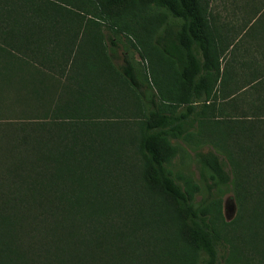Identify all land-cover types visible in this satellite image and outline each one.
Returning a JSON list of instances; mask_svg holds the SVG:
<instances>
[{
  "label": "trees",
  "instance_id": "1",
  "mask_svg": "<svg viewBox=\"0 0 264 264\" xmlns=\"http://www.w3.org/2000/svg\"><path fill=\"white\" fill-rule=\"evenodd\" d=\"M102 22L141 44L144 61L146 49L155 56L153 109L141 117L127 99L138 100L141 84L126 57L113 64ZM214 40L198 0H0V264H223L240 236L264 256V189L245 190L252 179L242 178L232 222L214 193L236 174L215 142H255L263 118L253 151L264 150V66L234 50L227 60ZM67 67L72 84L57 96L32 88L35 115H2V86ZM239 113L250 117L235 129ZM172 138L212 146L195 153L209 179L201 205L199 185L169 168ZM251 202L261 205L252 210L263 214V238Z\"/></svg>",
  "mask_w": 264,
  "mask_h": 264
},
{
  "label": "rangeland",
  "instance_id": "2",
  "mask_svg": "<svg viewBox=\"0 0 264 264\" xmlns=\"http://www.w3.org/2000/svg\"><path fill=\"white\" fill-rule=\"evenodd\" d=\"M172 19L173 18L169 16V20ZM173 20L177 25H179V23L181 22L179 19ZM259 22H261V20H257L255 27L258 26ZM106 25L107 24L102 22L100 25V31L103 33L102 42L104 44L106 52L114 56V58L112 59L113 64L121 66L124 63V58L126 57V59L129 60L131 65L133 66L136 76L141 84L140 89L138 90V100H134L135 96L131 95L129 98H127L131 103L132 101H136V103L139 104L138 106L140 110L137 115L134 116L141 117V114L147 113L151 109H153L152 101L153 99H155L156 90L149 80L150 77L148 76V73L150 74L149 70L151 71V64L152 62L154 64L155 56H150L149 50L146 49L147 58L144 61L140 57L139 53L141 44L138 43L137 49L134 48V46L129 43V39L127 37L120 34L111 33L110 29ZM159 33H161V30L159 31ZM111 40L115 42V46L111 44ZM257 54L255 53V55ZM146 65L148 71L146 69ZM41 71L43 73H40L37 77L23 75L22 80L15 78L9 84L2 86L3 91L1 92V94L3 95L4 100L7 101V104H10V110L3 111V116L15 118L21 116L22 114L26 117H32L33 115H35L38 112V107L35 105V98H32L33 96H31L32 94L30 93L34 86L36 87V89H40L42 93L44 91V97L47 96L49 97V99H51V97H55L61 93L60 89L62 85H66L68 83L72 84L71 81L67 80V76L70 72V70H68V67L65 68L62 75H60L59 73H49L48 69L46 68H43ZM244 100L247 104H249V97L244 98ZM247 104L242 106V110H244L245 113L250 111V106ZM129 107V111L122 115L126 118L133 119V113L130 111H134V109L136 108L135 106ZM245 113H239L236 115L237 121L234 123L237 124L233 125L235 129L239 128L238 125H241L240 123L247 122V118H249L250 116H245ZM257 121L258 122H256L255 124L260 128L256 130L254 139L255 142L244 141L245 138H243L242 142L240 141L236 143L235 140H233V138H235L233 135H231L227 139H224L223 141L218 140V143L215 142L216 145L223 144L222 147L225 146V154L221 153V148L218 149V147H216L217 152L220 154V156L223 159L226 158L225 155L231 157L233 165L234 167H236V172L234 171L236 174H230L231 182L226 185H218L217 188L214 189L215 196L219 197L221 200L222 214L224 221L226 222H232L241 216L239 211V206L241 205L237 197V193L240 190L237 187V184H240L241 181H243V177H245V179H252L248 182L243 181L242 186L243 188H245V190H248L250 192H254L252 190H256L257 192L254 193L258 194L260 192L258 190L263 191L264 189V150L253 151V147L255 149H259L258 147L254 146L256 144V141L258 140L257 142H259V140H263L259 138L260 136H263V118L258 119ZM249 125L250 124L245 123V131L246 127ZM171 142L178 147V153L169 164V168L171 169L173 174L181 172L191 177L200 187L199 192L195 195V205H201L205 203L208 199L206 181L209 182V179L207 178V175L202 176L195 153L200 150L206 151L212 146L208 144L203 146L202 144L199 146H195L194 144H188L182 139L174 138L171 139ZM240 170H242V173H239ZM255 205L261 206L258 203L254 202H251L249 204V209L251 210V220L249 222L256 227L258 234L263 238V214L259 216L254 215L252 206ZM240 229L241 231L243 230L242 228ZM232 240L234 243L231 260L228 263L223 262V264H264L263 253L259 248H257L256 243L251 238L243 239V237L240 236L239 239H235L233 237Z\"/></svg>",
  "mask_w": 264,
  "mask_h": 264
},
{
  "label": "crops",
  "instance_id": "3",
  "mask_svg": "<svg viewBox=\"0 0 264 264\" xmlns=\"http://www.w3.org/2000/svg\"><path fill=\"white\" fill-rule=\"evenodd\" d=\"M208 19L211 35L229 60L257 59L264 66V0H198ZM257 20H261L255 27ZM255 53L257 55H255ZM226 62L221 61V66Z\"/></svg>",
  "mask_w": 264,
  "mask_h": 264
}]
</instances>
